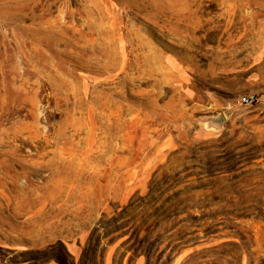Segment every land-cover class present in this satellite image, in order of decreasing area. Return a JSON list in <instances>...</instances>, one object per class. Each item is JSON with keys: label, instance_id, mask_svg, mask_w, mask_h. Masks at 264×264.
Here are the masks:
<instances>
[{"label": "rangeland", "instance_id": "1", "mask_svg": "<svg viewBox=\"0 0 264 264\" xmlns=\"http://www.w3.org/2000/svg\"><path fill=\"white\" fill-rule=\"evenodd\" d=\"M0 264H264V0H0Z\"/></svg>", "mask_w": 264, "mask_h": 264}, {"label": "trees", "instance_id": "2", "mask_svg": "<svg viewBox=\"0 0 264 264\" xmlns=\"http://www.w3.org/2000/svg\"><path fill=\"white\" fill-rule=\"evenodd\" d=\"M152 191V190H151ZM195 191H201V192H204V193H206V192H208L206 189H201V188H196L195 189ZM182 192H177V193H174L173 194V196L172 197H168L167 199V202H165L166 204H170L174 199L175 200H180V194H181ZM157 196V195H163V192L161 193V192H158L157 190H153L152 191V196ZM151 196V197H152ZM153 200H154V198H152ZM132 207H133V205L132 204H130L129 206H128V208L123 212V215H127L128 214V212H129V210L130 209H132ZM204 209H209V207H202V210H204ZM145 252V254H146V256H147V259H148V261L150 262V260H151V256H150V254H148V252L147 251H144Z\"/></svg>", "mask_w": 264, "mask_h": 264}, {"label": "built area", "instance_id": "3", "mask_svg": "<svg viewBox=\"0 0 264 264\" xmlns=\"http://www.w3.org/2000/svg\"><path fill=\"white\" fill-rule=\"evenodd\" d=\"M255 102H257V99L254 95L244 96L238 100V104L240 105H251Z\"/></svg>", "mask_w": 264, "mask_h": 264}]
</instances>
